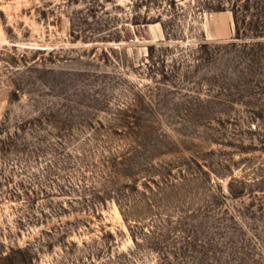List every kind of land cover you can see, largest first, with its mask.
I'll list each match as a JSON object with an SVG mask.
<instances>
[{"label": "rangeland", "instance_id": "rangeland-1", "mask_svg": "<svg viewBox=\"0 0 264 264\" xmlns=\"http://www.w3.org/2000/svg\"><path fill=\"white\" fill-rule=\"evenodd\" d=\"M0 264H264V0H0Z\"/></svg>", "mask_w": 264, "mask_h": 264}]
</instances>
